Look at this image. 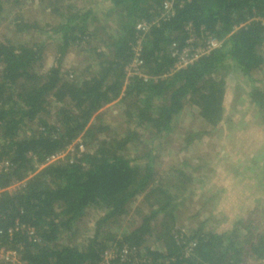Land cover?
I'll return each instance as SVG.
<instances>
[{"label":"trees","instance_id":"16d2710c","mask_svg":"<svg viewBox=\"0 0 264 264\" xmlns=\"http://www.w3.org/2000/svg\"><path fill=\"white\" fill-rule=\"evenodd\" d=\"M30 1L0 0V31L4 24L13 34H0V248L16 251L21 264H103L108 250L124 248L128 259L109 264H263L264 213L253 206L218 232L211 205L227 187L210 180L229 152L219 134L229 92L236 105L243 94L264 113V22L257 20L264 0H41L53 20L44 23L25 16ZM189 33L222 45L175 69L172 48L183 49ZM137 60L140 75L128 76ZM129 99L124 134L102 126L107 107ZM192 113L202 129L179 130ZM173 136L185 151L201 148L196 161L183 160L162 178L156 166L174 151ZM79 137L84 152L38 169ZM201 198L208 217L193 228L178 225L179 210ZM142 205L149 212L140 217ZM91 214L94 229L78 230ZM138 216L135 228L109 233ZM79 233L90 237L68 242Z\"/></svg>","mask_w":264,"mask_h":264},{"label":"rangeland","instance_id":"374dc122","mask_svg":"<svg viewBox=\"0 0 264 264\" xmlns=\"http://www.w3.org/2000/svg\"><path fill=\"white\" fill-rule=\"evenodd\" d=\"M40 2L41 0H32L29 3H26V8L24 9L25 16L30 20H38L40 23H44L48 20L53 21L48 13L42 11L45 8V3ZM9 15L10 13L8 12V16ZM0 34H6V36L13 35L12 32L6 29L4 24L3 28H1ZM199 38H202V36L195 37V46H199L201 44ZM49 51L51 50L49 49ZM72 55L73 59H68L69 62L74 63V59L77 61L80 60L75 53ZM69 62L66 64L67 67L70 65ZM260 77L262 78L263 76H258V78ZM235 83V79L228 81V84L233 88L235 87ZM237 90L239 92L240 89L237 88ZM236 99V93H234L233 90L229 92V100L227 103V116L229 119L224 122L223 128L219 131V134L222 133L220 134V136H222L221 140H223L222 144L227 145L229 152L225 150L226 153L224 155H218L219 162H216V159L213 158V161L216 162L215 167L218 166V169H220L215 175L212 176L210 180L213 184L224 185L227 187L226 196L223 195V197H220L211 205V207H215V214L218 222L217 225L210 223V227L216 228L218 232L228 229L240 216H247V212L252 211L253 206H257L258 211L264 213V196L261 197L262 194L260 193L261 190L264 189V187H261L263 184L260 182V179L263 178L262 175H264V173H262L263 168L261 171H257L258 165L261 167L264 165V156H262L264 154V113L261 114L253 104L246 103L248 98L244 97L243 94L239 98V101H242L243 105H236V103H234V101L236 102ZM134 100L135 98H133V101ZM131 101L132 99H129L124 104L119 105L116 103V101L114 104L107 107L106 111L103 112V120L101 121L102 126H109V130H117V133L124 134L123 132L127 130L124 109ZM237 110L239 111L235 113ZM195 117L196 113L189 115L186 114L183 119H181L182 121L180 122L179 130H191L193 128L201 130L202 126L196 122ZM251 124H255L259 126V128H249ZM177 138L173 136L171 139L172 147L170 150L174 149V151H167L163 155L161 154V156H159V164L156 166V170L157 173H159L158 175L162 178L168 174V170L171 167H179L183 160H191L192 162L196 161L192 157H194L193 155L197 154V148L194 149V146H192L189 151H185L183 142H180L177 145L173 144L177 141ZM216 148L217 147L215 145L206 146V150L208 151H216ZM228 155L229 158L227 159ZM223 168H226V170ZM243 172L245 174L240 175L243 180L236 182V176H238L237 173L242 174ZM210 186L214 187L215 185ZM195 187L199 188L200 186L196 185ZM138 199L139 200H137L134 205H140L139 202L142 200V198ZM196 199H199V196H197ZM202 203V198L194 206H192V201H190L184 208L179 210L177 221L181 224L178 225H187L189 228H193L196 226L197 222H202L206 217H208V209L202 208ZM142 206L144 208V212L140 214V217L149 212L147 205ZM200 211L201 213H199ZM199 214L200 216L196 218V216ZM96 217L97 215L93 217V214H91L88 218L78 222V230L82 229L83 227L85 228L91 226H93L92 228L94 229ZM140 217L138 216L135 219H132V222H128V220L131 219L128 217L122 222L112 224L109 227V233L121 234L126 229L131 230L135 228L141 223ZM262 221L264 223V216ZM192 222L195 224L194 226H190ZM82 236L84 238H82ZM88 237H90V234L84 236V234L79 233L73 238L70 237L68 242H73V244L79 246ZM118 238H120V236H118ZM150 246H154L155 249L160 248L159 244L153 241ZM247 264L255 263L252 262V260H248Z\"/></svg>","mask_w":264,"mask_h":264},{"label":"built area","instance_id":"2783aa9c","mask_svg":"<svg viewBox=\"0 0 264 264\" xmlns=\"http://www.w3.org/2000/svg\"><path fill=\"white\" fill-rule=\"evenodd\" d=\"M178 1H190V0H178ZM167 11L164 12V16L169 15V10L171 8L170 3H165L164 5ZM166 14V15H165ZM257 19V18H255ZM254 20V19H253ZM257 20H261L264 22V19L258 18ZM252 21V20H251ZM242 26L235 27V31L238 30ZM138 30H142L145 32L147 30L146 24H140L137 27ZM189 29V28H187ZM189 39L186 41V45L183 49H178V47L174 46L172 50H174V56L177 57V63L175 64V69H183L188 65L197 61L200 57L206 55L212 50L219 48L222 43L214 38H207L204 39V43L200 44L199 46H195V37L192 33H189ZM139 66L138 60L131 64L129 67L126 68V72L128 76H134V74L140 75L139 73ZM115 103V102H114ZM113 103V104H114ZM112 105V104H111ZM110 105V106H111ZM85 151V145L82 139L79 137L76 139L72 144H70L64 151L55 153L49 157H47L40 166H37L38 169L43 168L47 165L53 164L55 162L63 160L68 154H75V153H82ZM33 234V230L30 231ZM129 251L127 248L123 250H108L103 256V264H109L110 260L114 259L117 256H121L122 260L125 261L128 259ZM0 264H21L18 253L14 250H9L4 247L0 248Z\"/></svg>","mask_w":264,"mask_h":264},{"label":"crops","instance_id":"0c3cea01","mask_svg":"<svg viewBox=\"0 0 264 264\" xmlns=\"http://www.w3.org/2000/svg\"><path fill=\"white\" fill-rule=\"evenodd\" d=\"M238 111H239V110L235 111V113L238 112ZM227 115H228V114H227ZM249 128H252V129H253V128H256V129H258L259 126L255 125V124H251V125L249 126ZM216 138H217V137H216ZM209 146H212V145H209ZM225 146H227V145L225 144ZM216 147H217V146H216ZM197 148H198V147H197ZM199 148H200V147H199ZM217 148H218V147H217ZM217 148H216V149H217ZM219 148H220V146H219ZM222 149H223V148H222ZM228 151H229V150H228Z\"/></svg>","mask_w":264,"mask_h":264}]
</instances>
